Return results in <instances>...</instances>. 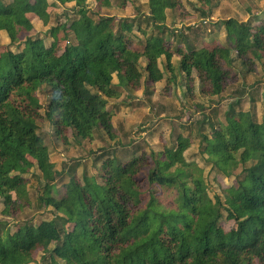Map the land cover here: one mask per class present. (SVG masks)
Returning a JSON list of instances; mask_svg holds the SVG:
<instances>
[{
  "label": "trees",
  "instance_id": "1",
  "mask_svg": "<svg viewBox=\"0 0 264 264\" xmlns=\"http://www.w3.org/2000/svg\"><path fill=\"white\" fill-rule=\"evenodd\" d=\"M89 1H0V31L9 40L0 54L1 214L14 218L32 205L28 175L38 184V207L54 213L36 225L17 224L13 233L0 225V264H264V117L258 122L233 103L225 125L201 138L206 162L235 179L215 201L203 169L185 160L186 137L126 161L107 152L97 157L93 176L79 180L72 168L65 182L36 122L45 118L65 143L69 135L79 143L96 132L116 139L112 109L118 105L110 100L121 88L146 91V83L163 80L162 58L169 83L177 71L192 90L196 73L201 93L218 96L236 61L252 73L264 58V12L254 16L257 25L223 21L226 44L196 48L165 27V11L180 1L148 0V11L119 20L98 13L107 0H93V12ZM68 4L75 18L49 28V46L28 35L34 30L29 15L45 21L51 6ZM42 88L49 92L44 115L37 97ZM224 212L233 221L229 231L220 225ZM35 252L42 253L39 262Z\"/></svg>",
  "mask_w": 264,
  "mask_h": 264
},
{
  "label": "rangeland",
  "instance_id": "2",
  "mask_svg": "<svg viewBox=\"0 0 264 264\" xmlns=\"http://www.w3.org/2000/svg\"><path fill=\"white\" fill-rule=\"evenodd\" d=\"M4 3L11 0H0ZM109 5L102 7L100 15L112 17L115 20L132 18L138 12L148 11V0H107ZM180 5L173 10H166L165 27L168 32L182 34L193 47L199 48L203 42L216 41L226 44V33L223 21L233 18L241 22L250 21L257 25L254 16H262L264 0H210L208 4H199L196 1L176 0ZM50 4L54 0H48ZM71 5L51 6L45 21L34 15H29L34 30L29 36L42 37L46 46L52 43L48 35L50 27L58 23H65L66 19L75 18ZM90 11H94L95 3L89 1ZM202 12L204 14L202 15ZM144 25V24H143ZM135 30V28H134ZM171 35V34H169ZM166 38L170 39V36ZM139 38L141 35L136 34ZM9 40L5 32L0 31V54L7 48ZM64 42L59 43L62 47ZM15 50V47H13ZM235 53H232L234 56ZM179 57L173 56V67H178ZM159 67L164 71L163 80L158 83H146L144 88L119 89V98L110 100V104L118 105V110L113 108L115 115L112 119L116 139L111 140L102 133L96 132L92 140L75 142L69 135L68 141H60L53 132V127L45 118L38 119V134L44 139L48 147L50 161L55 169L61 172L63 181H68L69 171L74 168L75 176L80 180L83 174L93 176L94 164L97 157L102 154L114 153L118 160L126 161L142 152L158 153L164 146L172 147L176 144L178 136L186 137L191 145L184 153L185 160L195 163L203 169L204 180L207 185V194L215 201L221 197L222 190L235 184V179L223 177L206 162L207 156L201 152V138L210 136L212 126L218 128L225 125V116L231 104H235L236 111H250L258 122L264 117V58L255 63L257 70L248 73L239 61L234 63L230 72L226 90L218 96H209L201 93L197 74L194 73L193 89L189 90L186 78L174 72L173 82H168L169 71L164 68V58L158 61ZM141 65L143 62L141 61ZM177 70V68H175ZM173 72V71H172ZM172 81V80H171ZM48 89L39 90L38 103L42 106L39 112L44 115L43 107L46 103ZM211 124V126L209 125ZM98 164V163H97ZM241 168L235 171V175ZM29 196L32 205L16 217L1 214L0 225L11 233L16 231L17 224L29 223L36 225L43 220H51L54 213L51 208H39L37 196L38 184L30 175ZM61 182L56 184L59 186ZM224 231L233 227V221L224 215L220 221ZM72 225H66L70 229ZM52 247V246H51ZM42 253L35 252V262L41 260ZM34 264V263H31Z\"/></svg>",
  "mask_w": 264,
  "mask_h": 264
},
{
  "label": "crops",
  "instance_id": "3",
  "mask_svg": "<svg viewBox=\"0 0 264 264\" xmlns=\"http://www.w3.org/2000/svg\"><path fill=\"white\" fill-rule=\"evenodd\" d=\"M158 83V82H157Z\"/></svg>",
  "mask_w": 264,
  "mask_h": 264
}]
</instances>
